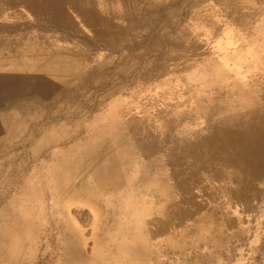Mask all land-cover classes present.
<instances>
[{"label": "rangeland", "instance_id": "1", "mask_svg": "<svg viewBox=\"0 0 264 264\" xmlns=\"http://www.w3.org/2000/svg\"><path fill=\"white\" fill-rule=\"evenodd\" d=\"M162 2L155 14L143 6L114 8L120 14L131 11L136 21L115 49L72 36L88 49L79 53L74 76L57 83L64 87L56 103H44L39 92L30 93L31 100H17L37 128L27 129L25 141L27 133L11 139L16 147L0 150V264H264V173L240 177L218 191L203 166L215 128L245 123L253 111L264 109V98H256L264 92V0ZM12 18H0V26H18L17 34L23 33V23ZM51 30L43 29L41 36L62 34ZM112 101L124 114L106 115ZM55 121L62 127L53 138L70 139L57 150L51 143L39 150L41 133L50 132ZM123 121L135 122L132 134L137 124L146 136L164 139L168 154L135 152L127 140L128 156L120 166L125 178L119 177L123 183L112 187L113 193L91 194L82 187L76 189L78 198L64 200L70 180L60 168L77 156L68 148L90 137L99 124ZM167 159L164 177L156 182V170L147 164L163 165Z\"/></svg>", "mask_w": 264, "mask_h": 264}, {"label": "bare ground", "instance_id": "2", "mask_svg": "<svg viewBox=\"0 0 264 264\" xmlns=\"http://www.w3.org/2000/svg\"><path fill=\"white\" fill-rule=\"evenodd\" d=\"M159 1L160 0H99V2H97L96 0H0V18H1V20L7 21L8 20L7 18L11 15V16H13L12 19H16L18 22L21 21V23H23L22 24L23 29L26 28V30H24L23 33L17 34L18 33L17 31L19 30L18 26H13V25L10 26L9 24H1L2 26H0V34L1 33L6 34V36H4L5 37L4 39L1 38V35H0V150L4 147H10V148L16 147L17 145L14 144L11 141V139L16 138L20 133H24V134L27 133L26 135L23 136V141L27 140V138H29L27 129L31 131V129H34L37 126V124H36L37 122H35L34 117H31L32 115L26 110L27 108L25 107L24 103H23L24 106H20L18 104L17 100L20 97H21V100H23V98L31 100V98H30L31 96L29 97V94L32 92H35V93L39 92L42 94V97H45L44 98L45 101L42 100L44 103H46V102L56 103L59 100L58 96L56 97V95H57V93L63 92V91H61V88L64 87L63 86L64 84L59 86L57 83L58 82L63 83L65 79L68 80V79L72 78V76H74V71L77 69H80V67H78L79 53L80 52L83 53L84 50L87 52L88 48L84 49L85 46L80 47L79 46L80 44L78 45L77 43H75V41L72 42L71 41V40H73L72 36L78 37L80 39L84 38L85 42L87 41V43L99 44L101 46H106V44L108 43V45L110 46L111 49H115V47L123 40L122 38H120V36H121V34H123L124 31H126L127 27L132 26V25L135 26V23H133L135 21V18L133 17L134 15L132 14L131 11H122V13L120 14L113 9L115 7H118V6H122L124 8H125V6H128V5H131L134 7L143 6L145 9L152 11L153 14H155L156 10H157V5L159 4ZM167 1L168 0H163L162 4H166ZM171 1H173V0H171ZM198 2H200V1H198ZM95 4L98 5L97 8H93V6ZM179 11H180V9H179ZM174 12H176V11H174ZM26 13L28 14L30 19L24 18V15ZM172 16H173V14H172ZM25 17H27V15H25ZM166 18H168V17H166ZM166 22L169 23L170 22L169 19H166ZM24 23L25 24L30 23V24L24 25ZM115 23H117V24H115ZM120 23H125L126 27H121ZM220 23H221V21H220ZM10 24H12V23H10ZM43 29H52L54 31H60V32H62V34H59V32H58L59 35H56V34L55 35H48L47 34L45 36H41V35H43V33H42ZM84 32L91 34L92 35L91 39L88 37H85ZM218 32H220V31H218ZM146 33H148V32H146ZM63 38L64 39L67 38L70 41L64 42ZM80 39H79V41H80ZM186 39H187V37H186ZM43 43H45L44 45H46V47L47 46L48 47L47 48L44 47ZM47 44H50L51 47H49V45H47ZM81 46H82V44H81ZM102 49L104 50V48H102ZM260 49H262V48H260ZM85 53H84V56H85ZM250 56H252V55H250ZM86 57H87V55H86ZM91 59H92V57H91ZM137 60H138V58H137ZM83 62H85V61H83ZM85 66H88V63H85ZM214 69H215V67H214ZM249 69H251V68H249ZM89 72H91V71H89ZM238 72H240V71H238ZM105 73H106V71H105ZM242 75H244V74H242ZM196 76H197V74H196ZM81 79L82 78H80V80ZM99 81H100V79H99ZM255 89H256V87H255ZM236 93H237V91H236ZM256 98H258L259 100H262L264 98V92H262V94ZM30 103H31V101H30ZM103 104L104 103H102V105ZM50 105H51V103H50ZM259 108L250 114V119L248 121H246L245 123H240L239 121H236V122H233L234 125L231 127H227V126L222 125V126L214 129V132H213V138L214 139H213V142L210 146L211 151H209V157H207L206 160L203 162V166H204V169L207 170L208 178L210 180H212L213 182H216L217 184H219V190L217 189L218 191L225 189L228 186V184L231 186L236 185L237 184L236 182L238 181V179H240V177L245 176V177H250V178L252 177L254 179H257L260 176H262V174L264 173V109H262V108L259 109ZM229 112H230V110H229ZM119 114H120V116H121V114H124V112H122L120 109L119 102L118 101H112L110 106H108V109L106 111V115L114 117V116H118ZM122 118H124V117H122ZM56 119H58V117ZM130 120H133V119H130ZM134 124H135V122H132V121H128V122L123 121L122 123L109 124V125L99 124V125L94 127V133L91 134L90 137H88L87 139H85L81 143H74L68 148V150H67L68 153L74 152L75 154H77V156L71 158L69 161L66 162L64 167L60 168L61 172L65 171V172H67V174L69 173L68 179L70 180V183L63 190L64 200L73 201L76 198H78V196L76 194L77 193L76 189H80L82 187L84 189H86L88 193H91V194L94 192L97 193L98 189H101L102 191H104L105 194L113 193V191L115 189L114 186L117 185V187H118L119 182H122V181H120L121 179L119 177H122V178L124 177L123 171L120 168V166H121V164L125 163L126 157L128 156V153H124L125 149H127V148H125V146L128 143L127 140H130V143H131V145H133L135 152L136 151L144 152L143 148H145V151H147V154H150L151 152L161 153L162 155L168 154L166 152L169 150V147L167 145L163 147V143H165V140L163 139V141L161 142L159 139H154L153 137L148 136V135L146 136L145 130L140 125L136 124V126H138L139 129H138L136 134H132L133 133L132 127ZM61 127L62 126L59 124V121L58 122L55 121L53 128L50 132L44 131L43 133H41V135H42L41 136V142L43 141V143H44V141H47V145H45L43 143H41V144L39 143L38 144L39 150H44L45 147L49 145V143H51V145L49 147L54 148L56 150H57L58 146L60 145V143L63 142V144H67V141L70 139V137L54 139L52 136L54 133L59 131L61 129ZM104 129H108L109 132L108 133L98 132V130H104ZM201 129L203 130V128H201ZM30 131H29V133H30ZM32 133H33V130H32ZM32 133H30V134H32ZM30 136H33V135H30ZM172 138L173 137H171V139ZM192 139H194V138H192ZM4 142H6L8 144L4 145L5 144ZM200 151H202V150H200ZM204 154H206V153H204ZM138 156H139V154H138ZM205 156H207V155H205ZM148 157H145V158H148ZM130 160H132V159H130ZM153 161H154V159H153ZM130 162H132V161H130ZM159 162H161V161H159ZM147 165L148 166L153 165L154 169L156 170V173L154 175L155 176L154 179L157 182V181H161V179L164 177V171L169 166V160L168 159L165 160V163L163 165H161L159 163L155 165L154 162H150V161ZM145 167H146V165H145ZM184 171H185V169H184ZM187 174H188V172H187ZM154 176L152 175V177H154ZM128 181H129V179H128ZM186 182H187V180H186ZM126 184H127V182H126ZM149 187L151 188V186H149ZM258 191H260V190H258ZM236 192H235V194H236ZM133 193H135V192H133ZM174 197H175V195H174ZM133 198H134V196H133ZM139 202H141V201H139ZM112 210H111V212H112ZM135 215H137V214H135ZM0 217H1V214H0ZM112 217H113V215H112ZM121 217H123V216H121ZM123 227H124V225H123ZM140 230L143 231V229H140ZM118 231H119V229H118ZM144 234H146V233H144ZM107 235H108V233H107ZM129 235H131V234L129 233ZM146 235H148V234H146ZM127 236H128V234H127ZM144 238H146L145 235H144ZM111 240H109V241H111ZM119 240H121V239H119ZM125 240H127V239H125ZM159 240H161V239H159ZM165 241H166V239H165ZM153 243H151V244H153ZM65 244H66V242H65ZM123 244L125 246V243H123ZM133 244H135V243H133ZM137 244H139V243L137 242ZM154 247L155 246H153V248ZM155 249H156V247H155ZM70 256H71V254H70ZM72 256H74V255H72ZM110 256H111V254H110ZM136 256H138V255L136 254ZM71 258H73V257H71ZM75 258H76V256H75ZM100 258H101V256H100ZM153 259H155V258H153ZM136 260H137V258H136ZM114 264H116V263H114Z\"/></svg>", "mask_w": 264, "mask_h": 264}]
</instances>
